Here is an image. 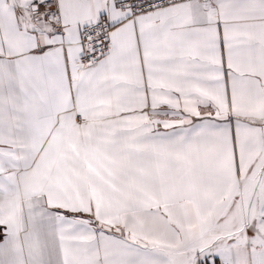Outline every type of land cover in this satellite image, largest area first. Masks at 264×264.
<instances>
[{"label": "snow or ice", "instance_id": "snow-or-ice-1", "mask_svg": "<svg viewBox=\"0 0 264 264\" xmlns=\"http://www.w3.org/2000/svg\"><path fill=\"white\" fill-rule=\"evenodd\" d=\"M0 264H264V0H0Z\"/></svg>", "mask_w": 264, "mask_h": 264}]
</instances>
